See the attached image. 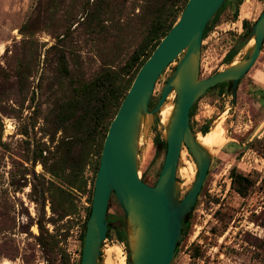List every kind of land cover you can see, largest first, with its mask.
Masks as SVG:
<instances>
[{
  "label": "rangeland",
  "instance_id": "374dc122",
  "mask_svg": "<svg viewBox=\"0 0 264 264\" xmlns=\"http://www.w3.org/2000/svg\"><path fill=\"white\" fill-rule=\"evenodd\" d=\"M158 5L157 0H0V264L80 263L81 224L104 129L96 134L83 171L89 182L77 191L66 183L77 170L61 176L48 171L59 163L63 137L80 134L74 122L80 111L67 118L65 107L77 80L91 81L106 67L123 80L133 78V70L124 74L122 68L159 16L167 24L178 19L183 0L162 11ZM263 9L264 0H225L201 43V78L227 67L226 55L243 43L233 61L241 58L247 40L242 21L253 24ZM62 57L68 74L61 70ZM176 63L158 77L150 109ZM219 122L223 142L208 149L210 168L170 264H264V43L239 82L235 105L230 92L219 87L196 102L190 118L194 132ZM164 131L158 114L147 115L138 175L151 185L165 157V148L156 147ZM79 148L73 147L75 153ZM181 155L177 178L183 197L197 170L185 147ZM180 168L189 176L184 186ZM233 168L252 182L245 196L236 191ZM53 184L69 195L60 198ZM109 215L113 226L125 225L114 197ZM101 254L100 264H107V256L110 264H128L126 241L113 227Z\"/></svg>",
  "mask_w": 264,
  "mask_h": 264
},
{
  "label": "water",
  "instance_id": "95a60500",
  "mask_svg": "<svg viewBox=\"0 0 264 264\" xmlns=\"http://www.w3.org/2000/svg\"><path fill=\"white\" fill-rule=\"evenodd\" d=\"M224 0H187L178 19L138 70L112 118L94 177L90 214L85 223L79 264H100L107 241L108 208L114 197L123 212L130 264H170L211 164V155L196 139L190 111L209 89L230 82L232 105L240 80L254 66L264 43V10L252 25L239 60L206 78L200 77L203 33ZM243 48V46H242ZM177 61L154 108L150 99L161 73ZM174 93L173 110L165 124L166 152L154 184L138 175L141 129L147 115L158 114ZM185 147L196 165V176L181 197L178 163Z\"/></svg>",
  "mask_w": 264,
  "mask_h": 264
},
{
  "label": "trees",
  "instance_id": "16d2710c",
  "mask_svg": "<svg viewBox=\"0 0 264 264\" xmlns=\"http://www.w3.org/2000/svg\"><path fill=\"white\" fill-rule=\"evenodd\" d=\"M162 1L163 2L157 0L159 4L157 6V8L159 9L158 11H162V8L165 6L166 7L174 6L177 0H162ZM186 2L187 0H183V6L181 7L180 13L182 12ZM224 2L220 7L223 6ZM234 15H237V12H235ZM176 18L171 20V22L167 24L166 19L163 20L159 16L156 22L152 24L146 38L142 41L139 47L133 52L129 60L122 68L124 74H128L133 70L134 73L133 78H131L130 80H123L118 72L111 71L109 70V68L106 67L104 71L99 73L91 81H85L83 79H80L75 82V85L72 88L70 100L67 102L65 107V112L68 113L65 117L69 118L72 115H74L76 109L80 111V114L74 118L75 119L74 122L76 123L78 128L77 131H79L80 134L78 135L76 133V135L64 136L63 139L60 141L59 146L62 147L61 148L62 153L57 157L59 163L53 166L52 168L48 169L51 175L61 176L63 175L61 173H64L67 169L77 170L75 175L72 176V179L65 181L70 187L76 189L77 191L85 190V187L89 182V179L84 176L83 171L85 169V166L87 165V161L90 157V154L92 153V149L95 147L94 141L96 134L101 129H104L102 133L103 141H104L109 124L112 118L114 117L115 113L117 112V109L121 104V101L128 92L138 70L151 55L152 51L158 45L160 40L165 36V34L175 23ZM253 24H250V22L247 19H244L242 21V25L245 29L243 40L247 38ZM208 29H209V22L204 30L203 38L206 36ZM242 46L243 43L238 44L233 48V50H231L226 55L225 59L227 64L233 60V57L240 51ZM60 60L62 65V69H61L62 72L64 74H68L69 70L65 64L64 58L62 57ZM217 87H219L221 90L227 89L230 92V82L221 83L213 87V89ZM194 107L195 104L191 108L190 118L193 115ZM207 132L208 129L206 128L202 130V133L204 134ZM103 141L99 146L100 147V150L98 151L99 157L96 160V162L93 164L94 176L90 180L91 188L89 189L88 192L89 196L87 198L89 205L84 209V216L80 230V241H81L80 256L82 255L85 223L90 214V204H91V196L93 191L94 177L98 169ZM78 144H80L79 152L75 153V149H73V147H76ZM156 147L158 149L160 147H164L166 152L165 141L160 140L159 137L156 138ZM74 163L75 166H73ZM231 177L234 185L236 184L237 193L241 196H245L247 194L249 185L252 184L251 180L248 177L244 176L243 174L237 172L234 168L231 171ZM53 187H55V189L59 192L60 198L69 195L62 187L55 186L54 184ZM190 218H191V213H189L184 220V225L186 228L189 227ZM122 219L123 218L119 217L117 221L118 222L122 221ZM108 220H109V225H108L107 237L109 236L110 229L113 227L115 228L116 237L121 241H125L126 235L123 226L122 227L113 226L114 222L110 220V215L108 216ZM179 246L180 244L177 245L174 256L176 255ZM128 264H130L129 260H128Z\"/></svg>",
  "mask_w": 264,
  "mask_h": 264
},
{
  "label": "bare ground",
  "instance_id": "6f19581e",
  "mask_svg": "<svg viewBox=\"0 0 264 264\" xmlns=\"http://www.w3.org/2000/svg\"><path fill=\"white\" fill-rule=\"evenodd\" d=\"M254 44V39H251L250 42L246 45V48L251 47ZM237 61H235L236 63ZM173 98L174 95L171 94L166 103L162 106V108L160 109L158 115L160 117L161 122L165 125L168 123L169 118L171 116L172 110H173ZM165 132V131H164ZM206 132V131H205ZM196 139L197 141L206 149H210L216 146H219L224 139V129L221 125V123H217L214 126H212L209 131L207 133H202V132H198L196 134ZM224 144V143H223ZM213 151V150H212ZM182 156V155H181ZM183 167V166H182ZM190 170V169H189ZM180 174L183 177V184L182 186L186 185L189 181V176H188V172L186 169L184 168H180L179 170ZM113 251V250H112ZM114 252V251H113ZM117 254L119 253V250L115 251ZM110 251L107 252V254L109 255ZM115 253V254H116ZM106 262L107 264H110L109 262V256H107L106 258Z\"/></svg>",
  "mask_w": 264,
  "mask_h": 264
},
{
  "label": "crops",
  "instance_id": "0c3cea01",
  "mask_svg": "<svg viewBox=\"0 0 264 264\" xmlns=\"http://www.w3.org/2000/svg\"><path fill=\"white\" fill-rule=\"evenodd\" d=\"M258 86H260V85H258Z\"/></svg>",
  "mask_w": 264,
  "mask_h": 264
}]
</instances>
